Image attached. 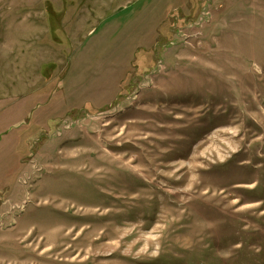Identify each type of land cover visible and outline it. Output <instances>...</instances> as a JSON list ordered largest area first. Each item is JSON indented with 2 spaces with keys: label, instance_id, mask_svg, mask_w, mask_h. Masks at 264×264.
Here are the masks:
<instances>
[{
  "label": "rangeland",
  "instance_id": "obj_1",
  "mask_svg": "<svg viewBox=\"0 0 264 264\" xmlns=\"http://www.w3.org/2000/svg\"><path fill=\"white\" fill-rule=\"evenodd\" d=\"M0 264H264V0H0Z\"/></svg>",
  "mask_w": 264,
  "mask_h": 264
}]
</instances>
